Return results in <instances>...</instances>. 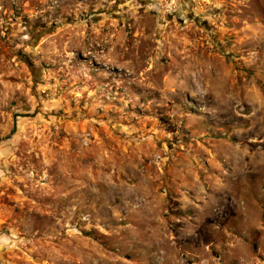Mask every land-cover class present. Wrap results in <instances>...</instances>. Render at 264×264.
<instances>
[{"label":"rangeland","instance_id":"rangeland-1","mask_svg":"<svg viewBox=\"0 0 264 264\" xmlns=\"http://www.w3.org/2000/svg\"><path fill=\"white\" fill-rule=\"evenodd\" d=\"M0 264H264V0H0Z\"/></svg>","mask_w":264,"mask_h":264}]
</instances>
